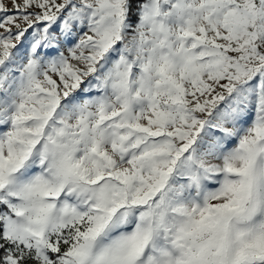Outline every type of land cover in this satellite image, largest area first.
Here are the masks:
<instances>
[{"label":"snow or ice","instance_id":"6c2138e0","mask_svg":"<svg viewBox=\"0 0 264 264\" xmlns=\"http://www.w3.org/2000/svg\"><path fill=\"white\" fill-rule=\"evenodd\" d=\"M0 264H264V0H0Z\"/></svg>","mask_w":264,"mask_h":264},{"label":"rangeland","instance_id":"374dc122","mask_svg":"<svg viewBox=\"0 0 264 264\" xmlns=\"http://www.w3.org/2000/svg\"><path fill=\"white\" fill-rule=\"evenodd\" d=\"M5 2H7V0H5ZM10 6V5H9ZM133 9H135V2H134V4H133Z\"/></svg>","mask_w":264,"mask_h":264}]
</instances>
